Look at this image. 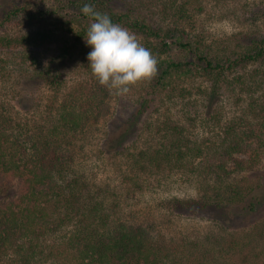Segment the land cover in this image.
Instances as JSON below:
<instances>
[{
  "label": "trees",
  "instance_id": "16d2710c",
  "mask_svg": "<svg viewBox=\"0 0 264 264\" xmlns=\"http://www.w3.org/2000/svg\"><path fill=\"white\" fill-rule=\"evenodd\" d=\"M149 1L168 23L141 14L138 0L72 2L95 25L75 33L73 44L58 42L59 53L44 59L30 49L56 42L52 33L0 34V72L16 75L11 98H0V264H264V178L242 175L249 161L235 157L264 154V32L229 44L207 43L180 26L191 14H201L203 0ZM23 8L14 6L1 16L0 31L19 17L38 20L36 12ZM189 24L193 32L196 26ZM119 28L139 36L155 55L149 61L154 74L146 84L153 99L142 98L139 110L116 131L102 134L99 125L107 117L112 86H129L134 75L110 53L97 59V52L78 43L90 33L106 35ZM172 45L190 49L196 64L158 65ZM79 58L78 70L89 78L69 86L68 75ZM177 71L208 81L196 90L202 115L187 112L181 118L167 106L155 122L138 128L154 97L174 101L185 96V88L176 95L169 81ZM38 88L50 96L38 101ZM228 94L241 109L238 115L228 116L221 105ZM186 121L211 128L212 137L198 142ZM96 142L100 155L126 160L121 178L110 186L81 169ZM172 172L189 177L197 197L173 198L158 212H131L132 220L127 219L121 199L140 195L144 182L160 185ZM12 181L21 187L17 194ZM183 213L215 223L218 232L180 238L162 233V225ZM239 215L252 220L232 227L228 222Z\"/></svg>",
  "mask_w": 264,
  "mask_h": 264
},
{
  "label": "rangeland",
  "instance_id": "374dc122",
  "mask_svg": "<svg viewBox=\"0 0 264 264\" xmlns=\"http://www.w3.org/2000/svg\"><path fill=\"white\" fill-rule=\"evenodd\" d=\"M75 1L77 0H0V17H3L14 6L24 7V11L36 12L38 16V20L32 23L23 17H19L6 26L7 30L0 31V34L17 36L36 30L50 32L56 37V42L47 47H32L30 50L34 54L35 52L41 53L39 54L41 59L58 54V42L59 44L62 42L73 44L75 33L82 32L83 30L89 31L95 25L94 22L86 19L83 14L77 11L72 3ZM136 5L139 7V12L150 17L151 20L159 23H168L163 20L158 9L149 0H138ZM191 15V20L181 22V28L183 27V29L189 31V34L197 32L203 35L204 41L207 43L225 42L229 44L231 40L246 38V34L252 37L254 34L264 32V0H203L201 14ZM189 21L192 22L193 27L196 26L193 32L190 29L192 27H190ZM78 47H85L86 50L89 49L92 52H97V59L100 58L101 53H110L120 64L126 65L134 75V79L131 80L133 83L129 86L126 84L113 85L110 92L112 95L107 99L108 114L106 118L101 120L99 128L102 134L105 131H116L123 122L139 110L142 98L153 99V95L150 89L146 87V84L150 79L149 77L154 74V72L150 74L149 69V65L154 66V63H149V61H153L155 55L150 54L144 48L139 36L123 28H119L106 35L90 33L81 38ZM195 56L190 49L184 50L172 45L162 55L158 65H164L170 61L196 64L197 60ZM80 64H82L81 58H79L78 62L75 61L73 63L77 68L70 70L68 75L69 86L74 87L76 82L78 83L80 80L89 78L86 73L78 70ZM155 70L157 74L160 73L159 67L158 70L156 67L152 69V71ZM191 75L189 71L174 72L169 81L176 88V95L180 93L182 87L185 88V96L178 95L175 99L173 98L174 101H169L165 96L162 99L158 96L154 97V101L150 103V107H148L142 120H140L141 124H139L138 128L144 127L145 122L146 124L151 120L155 122L156 118L163 114L167 106L170 107L173 114L181 118L187 112H198L199 115H202L203 106L199 93L196 90L199 87H207L208 81L198 77L195 78ZM14 78H16L14 72H0V98H11V95L8 94H11ZM34 92V96L38 101L45 100V98L50 96V93L46 89L38 88L34 89ZM27 94L29 95V93ZM27 94L24 96L25 98L29 97ZM221 105L230 114L228 116L241 113V109L235 106L229 94L223 95ZM158 108L159 113L156 114L155 111ZM195 121H186L188 122L186 123V128L193 132L198 142H206V140L212 137L208 135L211 128L202 125L201 122ZM129 138H126L125 142H123L124 146H130L129 142L135 139L134 136ZM97 143L99 142H96L94 146L92 145L93 147H89V152L86 153L82 161L81 169L88 178H97L95 182H103L105 185L109 184L110 186L121 178V170L125 167L123 161L126 163V160L123 159L122 161L116 157L105 158L102 154L100 155ZM252 147L255 149L257 144L253 143ZM235 157L243 161H249V163H246V170L242 175L251 178H264V154L258 159H250V153L236 155ZM153 180L151 179V181ZM10 185L12 186V193L17 194L21 191V187L16 181H12ZM146 185L147 182H144V190L141 191L140 195L121 199V203L118 201L127 219H130L128 216L137 211L147 215L158 212L160 204H166L173 198L187 199L188 197H197V185L189 177L180 172H172L160 185L157 182H154L150 186ZM240 216L228 223L232 227H241L247 226L252 220L251 216ZM171 220V222L162 225V233L169 237L176 236V238H180L187 234L194 236V232L201 234L211 233V231L218 232L215 223L206 220L187 219L184 213L182 217H173Z\"/></svg>",
  "mask_w": 264,
  "mask_h": 264
}]
</instances>
